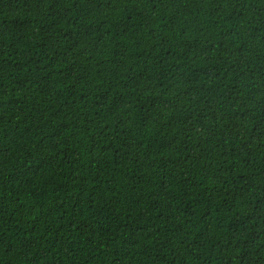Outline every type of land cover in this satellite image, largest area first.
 I'll return each mask as SVG.
<instances>
[{
    "label": "trees",
    "instance_id": "16d2710c",
    "mask_svg": "<svg viewBox=\"0 0 264 264\" xmlns=\"http://www.w3.org/2000/svg\"><path fill=\"white\" fill-rule=\"evenodd\" d=\"M0 264H264V0H0Z\"/></svg>",
    "mask_w": 264,
    "mask_h": 264
}]
</instances>
